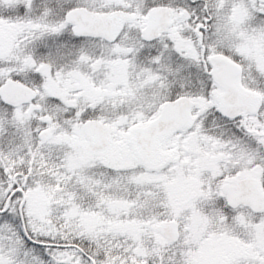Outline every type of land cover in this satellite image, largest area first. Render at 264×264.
<instances>
[{
	"label": "snow or ice",
	"instance_id": "1",
	"mask_svg": "<svg viewBox=\"0 0 264 264\" xmlns=\"http://www.w3.org/2000/svg\"><path fill=\"white\" fill-rule=\"evenodd\" d=\"M0 264H264V0H0Z\"/></svg>",
	"mask_w": 264,
	"mask_h": 264
}]
</instances>
